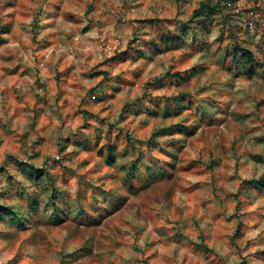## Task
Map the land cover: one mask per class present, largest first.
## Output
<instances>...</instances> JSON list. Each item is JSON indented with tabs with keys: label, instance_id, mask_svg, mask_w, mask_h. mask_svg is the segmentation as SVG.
Masks as SVG:
<instances>
[{
	"label": "rangeland",
	"instance_id": "obj_1",
	"mask_svg": "<svg viewBox=\"0 0 264 264\" xmlns=\"http://www.w3.org/2000/svg\"><path fill=\"white\" fill-rule=\"evenodd\" d=\"M260 179L264 0H0V264H264Z\"/></svg>",
	"mask_w": 264,
	"mask_h": 264
},
{
	"label": "trees",
	"instance_id": "obj_2",
	"mask_svg": "<svg viewBox=\"0 0 264 264\" xmlns=\"http://www.w3.org/2000/svg\"><path fill=\"white\" fill-rule=\"evenodd\" d=\"M206 5L202 4L200 7L195 9L193 11L194 16L202 15V12L204 10V9H202V7H204ZM207 8H208V11H209V9L211 10L210 6H208V5H207ZM231 52H232L233 56H236L238 54L240 59L241 58L245 59L247 63H250L253 60V54H252V52L249 49L242 48V47H234ZM250 182H252V183H254L256 185H260V186L264 187V179L252 180Z\"/></svg>",
	"mask_w": 264,
	"mask_h": 264
}]
</instances>
